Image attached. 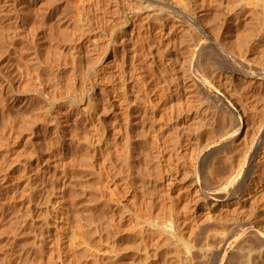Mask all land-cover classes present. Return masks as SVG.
I'll list each match as a JSON object with an SVG mask.
<instances>
[{
    "label": "bare ground",
    "instance_id": "obj_1",
    "mask_svg": "<svg viewBox=\"0 0 264 264\" xmlns=\"http://www.w3.org/2000/svg\"><path fill=\"white\" fill-rule=\"evenodd\" d=\"M47 15L67 62L0 79L3 264H264V0H0L1 42Z\"/></svg>",
    "mask_w": 264,
    "mask_h": 264
},
{
    "label": "rangeland",
    "instance_id": "obj_2",
    "mask_svg": "<svg viewBox=\"0 0 264 264\" xmlns=\"http://www.w3.org/2000/svg\"><path fill=\"white\" fill-rule=\"evenodd\" d=\"M61 5V6H60ZM56 6V7H55ZM60 8V9H59ZM68 6L67 5H65V4H63L62 2H58V4L57 3H55V5H53V7H51V10H54L55 12L57 11V9H58V11L57 12H59V13H61V14H58L57 12V15L59 16V18L60 19H64V20H66V17H68L69 16V12H70V8H68ZM63 11V12H62ZM63 14V15H62ZM67 15V16H66ZM66 16V17H65ZM47 17H48V15H47ZM64 17V18H63ZM48 19V20H47ZM48 21V22H47ZM45 23V25L47 24V27H45L44 29H41V30H37V33H40V34H38V39H39V41L37 42V41H35V42H37L36 44L38 45H36V44H31L28 40H24L25 41V43H24V41H18V42H20V44L17 42H15V43H13V44H11L10 45V43L8 42V41H6L5 42V44L3 45V42H1V33H0V57H1V61H0V64L2 65V66H0V76H2V77H0V79L2 78V79H11V78H13L14 77V75L16 74L15 72H14V70L16 71V72H18L19 74H21L24 78H25V71L27 72V77H29V78H31L32 80H35V76H36V69L38 70V68H39V70L37 71V72H40V70L42 71V72H44V69H43V66L41 65V64H38L37 62H39V61H43V62H48V63H52L53 65H56L57 64V61H58V59L60 60V62L61 63H65V62H67V60H66V58H63L62 56H60V54L58 53V52H56L51 46H50V48L49 47H47L43 42L44 41H42V40H44V39H42V38H44V36L43 37H41V34H44L49 40H53L54 41V39L55 40H58L59 39V41L60 42H62V44H68V42L70 41V35L68 34V32H67V30L65 29V26L63 25V24H61V25H59V24H55V22L54 21H51V19H50V17H48V18H46L45 19V21H44ZM47 22V23H46ZM53 22V23H52ZM0 23H1V21H0ZM51 23V24H50ZM0 25H2V24H0ZM56 27H55V26ZM58 25H59V27H58ZM49 26V27H48ZM61 26H63V28L61 27ZM53 27V28H52ZM0 28H1V26H0ZM52 28V29H51ZM56 28V29H55ZM60 28V29H59ZM46 29H47V31H46ZM49 29H51V30H49ZM57 29L59 30V31H57ZM44 30V31H43ZM49 30V31H48ZM56 30V31H55ZM62 30V31H61ZM40 31V32H39ZM43 31V32H42ZM46 32V33H45ZM52 32V33H51ZM54 32H55V34H54ZM57 32H58V34H57ZM65 34H64V33ZM60 33V34H59ZM62 33V34H61ZM56 34L58 35V36H56ZM52 38H51V37ZM57 37V38H56ZM60 37V38H59ZM61 39H62V41H61ZM21 43L23 44V45H21ZM29 43V44H28ZM40 43H42V44H40ZM16 44H17V46H16ZM7 47H6V46ZM14 45V46H13ZM21 45V46H20ZM25 45V46H24ZM32 45V46H31ZM34 45H36V47L34 48ZM45 46V50L43 49V46ZM13 46V47H12ZM24 46V47H23ZM27 46H29V47H27ZM39 46L40 47H42V48H39ZM10 47V48H9ZM16 47V48H15ZM27 47V48H26ZM46 47L48 48V49H46ZM7 48V49H6ZM9 48V49H8ZM12 48V49H11ZM13 48H15V49H13ZM17 48H20L19 50L20 51H22L23 52V56L24 57H28V56H31L32 57V59L34 58V60H35V62L37 63V65H36V63H34L32 66H28L29 67V69L27 68V66L23 63V61L22 60H19V58H17V57H19V56H17V54H15V51H19V50H17ZM21 48H23L22 50H21ZM24 48H26V49H24ZM29 48H30V50H29ZM34 48V49H33ZM39 48V50H37ZM33 49V50H32ZM43 49V50H42ZM14 50V51H13ZM26 50V51H25ZM28 50V51H27ZM34 51L36 54H34V52H32V51ZM49 50H51L50 52H49ZM4 51V52H3ZM8 53H7V52ZM11 51L15 54V55H13V53H11ZM30 51V52H29ZM38 51V52H37ZM47 51V52H46ZM32 52V53H31ZM42 52H44V53H42ZM12 54V55H9V54ZM25 53L27 54L26 56H25ZM40 53H42V55H43V57L44 58H42L41 59V57H42V55L40 54ZM49 53V54H48ZM50 53H52V54H50ZM57 53V54H56ZM35 56H33V55ZM39 54V55H38ZM54 54V55H53ZM9 57H8V56ZM37 55V56H36ZM56 55H59L60 56V58H58V56H56ZM8 58H7V57ZM14 58H13V57ZM17 56V57H16ZM39 56V57H38ZM50 56V57H49ZM4 57V58H3ZM31 57H29L28 59H30ZM38 57V60L36 61V58ZM7 58V59H6ZM13 58V59H12ZM17 58V59H16ZM63 58V59H62ZM47 59V60H46ZM50 59V60H49ZM4 60V61H3ZM8 60V61H7ZM11 60V61H10ZM16 62H14V61ZM18 60V61H17ZM45 60V61H44ZM63 62H62V61ZM53 61V62H52ZM3 62V63H2ZM4 62H5V64H4ZM10 62H11V64H10ZM13 62V63H12ZM56 62V63H55ZM21 63V64H20ZM50 63V64H51ZM7 64V65H6ZM13 64V65H12ZM15 64V65H14ZM17 64V65H16ZM6 65V66H5ZM21 67H20V66ZM37 67H36V66ZM39 65V66H38ZM17 66H18V68H19V70H18V68H17ZM24 66V67H23ZM26 66V67H25ZM40 66H41V68H40ZM5 67H6V69H5ZM8 67V68H7ZM12 67V68H11ZM32 67V68H31ZM34 67H36V68H34ZM11 70H10V69ZM13 68H15L14 70H13ZM16 68H17V70H16ZM23 68V69H22ZM1 69H2V71H1ZM5 71H4V70ZM8 69V70H7ZM33 69V70H32ZM7 70V71H6ZM32 71V73H30ZM33 71H34V73H33ZM8 72V73H7ZM11 72V73H10ZM12 72H14V73H12ZM6 73H7V76H6ZM5 74V75H4ZM9 74V75H8ZM11 74V75H10ZM13 74V75H12ZM24 74V75H23ZM29 74H31V75H29ZM10 76V77H9ZM12 76V77H11ZM34 76V78H32ZM7 77V78H6ZM26 77V78H27ZM0 101H2V99L0 98ZM1 104H0V107H2L3 106V102H0ZM3 108V107H2ZM2 108H0V132L1 131H4L5 132V134H7L8 132H9V126L11 125L9 122H8V120H7V118H5V117H3V115H2ZM15 122V123H14ZM13 123H14V132H13V134H14V136L17 134L18 135V138H17V140L16 141H13V143L11 144V148H10V150H9V153L8 154H10L11 153V151L16 147V145L18 144V143H20L21 142V150H22V152L25 154V155H28L30 152H29V147H31L32 145H33V140H32V137H33V134H27V133H25V132H21L22 131V127L24 126L25 127V123H23V121H21V119H20V121H18V120H15ZM24 124V125H23ZM25 130H26V128H25ZM24 130V131H25ZM21 135H23V138H22V141H20V136ZM2 136V135H1ZM0 136V158L2 157L3 158V155H2V153H3V150L2 149H4V145H2L3 143V136L1 137ZM48 142L47 141H42V144H41V146H42V148H43V151L44 150H46L47 148H48ZM2 152V153H1ZM2 158L0 159V164L1 163H3V160H2ZM4 158L5 159H7L8 157L5 155V153H4ZM54 160L55 161H57V162H59V160H58V157H57V155H56V157L54 158ZM1 199V198H0ZM10 233V231L8 230V229H6L4 226H2V223H1V219H0V249L1 248H3L5 245H7V234H9ZM3 262H4V258L2 257V255H0V264H3ZM35 264H38V263H35Z\"/></svg>",
    "mask_w": 264,
    "mask_h": 264
}]
</instances>
